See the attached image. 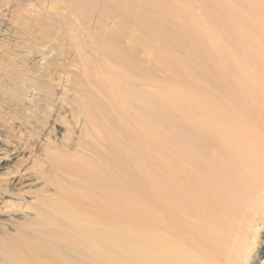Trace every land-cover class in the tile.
<instances>
[{"label":"bare ground","instance_id":"bare-ground-1","mask_svg":"<svg viewBox=\"0 0 264 264\" xmlns=\"http://www.w3.org/2000/svg\"><path fill=\"white\" fill-rule=\"evenodd\" d=\"M263 220L264 0H0V264H251Z\"/></svg>","mask_w":264,"mask_h":264},{"label":"rangeland","instance_id":"rangeland-1","mask_svg":"<svg viewBox=\"0 0 264 264\" xmlns=\"http://www.w3.org/2000/svg\"><path fill=\"white\" fill-rule=\"evenodd\" d=\"M223 26L221 25V28ZM263 223H264V220H263ZM264 234V231L262 232V235ZM264 237V235H263ZM264 244H261L259 247H258V254L254 259H253V263L251 262V264H261L263 259H264ZM259 256V257H258ZM258 259V260H257Z\"/></svg>","mask_w":264,"mask_h":264}]
</instances>
